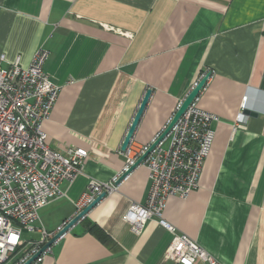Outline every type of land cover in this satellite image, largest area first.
<instances>
[{
	"label": "crops",
	"instance_id": "obj_1",
	"mask_svg": "<svg viewBox=\"0 0 264 264\" xmlns=\"http://www.w3.org/2000/svg\"><path fill=\"white\" fill-rule=\"evenodd\" d=\"M39 48L60 86L43 124L48 147L88 153L64 197L40 210L47 232L73 216L88 179L122 170L120 147L147 89L132 148L148 144L209 72L196 105L218 118L213 143L197 189L169 197L163 218L220 264H264V0H0V54L27 65ZM243 96L253 115L238 124ZM148 187L138 165L41 264H174L163 260L171 236L156 220L136 234L121 219Z\"/></svg>",
	"mask_w": 264,
	"mask_h": 264
},
{
	"label": "built area",
	"instance_id": "obj_2",
	"mask_svg": "<svg viewBox=\"0 0 264 264\" xmlns=\"http://www.w3.org/2000/svg\"><path fill=\"white\" fill-rule=\"evenodd\" d=\"M47 59L48 52L42 48L34 52L27 65L22 64L20 56L8 61L4 54H0V264H24L69 221L70 218L55 231L47 232L40 223L39 211L64 197L62 186L75 181L88 158L83 148H69L61 154L48 147L43 124L49 117L60 86L53 83L43 70ZM196 100L197 97L139 164L148 171L147 195L144 203L129 204L121 219L136 234L151 219L169 232L171 239L164 250L163 260L174 264H194L195 261L220 264L163 218L169 197L185 199L197 189L203 162L213 143L211 125L218 118L197 107ZM246 101L243 96L235 117L238 124L245 121ZM172 116L148 144L132 148L129 143L121 152L124 156L122 170L109 182L87 180L86 189L75 204L74 215L99 194L105 193L106 197L115 192L118 178L155 142ZM23 230L38 233L39 238L24 240L21 237ZM58 240L30 264H41Z\"/></svg>",
	"mask_w": 264,
	"mask_h": 264
},
{
	"label": "water",
	"instance_id": "obj_3",
	"mask_svg": "<svg viewBox=\"0 0 264 264\" xmlns=\"http://www.w3.org/2000/svg\"><path fill=\"white\" fill-rule=\"evenodd\" d=\"M210 77V73L207 72L204 74V76L197 81L196 85L187 93V95L182 99L179 107L174 112L171 120L167 124L166 128L163 130V132L159 135V137L153 142L145 151L144 154H142L136 162L126 171L124 172L117 180V183H120L126 176H128L140 163L141 161L151 152V150L156 146V144L162 139V137L171 129V127L177 122V120L181 117V115L185 112L187 107L193 102V100L198 97L201 90L205 87V84ZM151 95V90L147 89L139 103V106L136 110V113L134 117L132 118V121L129 125V128L125 134V137L121 144V151H124L127 146L129 145L133 133L136 129V126L140 120V117L145 109V106L149 100V97ZM244 115H253L250 111L244 110ZM105 198V193L99 194L89 205L84 207L81 211H79L77 214H73V216L69 219V221L62 227L60 231H58L41 249L40 251L32 256L29 260H27L24 264H30L45 248L52 245L56 240H58L61 236H63L68 230H70L76 223H78L82 218L86 216V214L95 207L101 200Z\"/></svg>",
	"mask_w": 264,
	"mask_h": 264
},
{
	"label": "rangeland",
	"instance_id": "obj_4",
	"mask_svg": "<svg viewBox=\"0 0 264 264\" xmlns=\"http://www.w3.org/2000/svg\"><path fill=\"white\" fill-rule=\"evenodd\" d=\"M43 211H39V220L41 219V215H42ZM21 237L24 240H35L37 238V235L35 233H28L26 231H22L21 233Z\"/></svg>",
	"mask_w": 264,
	"mask_h": 264
},
{
	"label": "trees",
	"instance_id": "obj_5",
	"mask_svg": "<svg viewBox=\"0 0 264 264\" xmlns=\"http://www.w3.org/2000/svg\"><path fill=\"white\" fill-rule=\"evenodd\" d=\"M89 231L93 232L97 236H100L98 230H95L94 228H90Z\"/></svg>",
	"mask_w": 264,
	"mask_h": 264
}]
</instances>
